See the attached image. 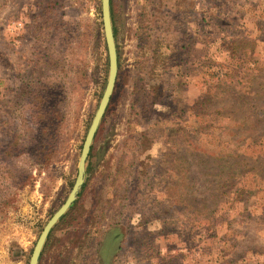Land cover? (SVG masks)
Returning <instances> with one entry per match:
<instances>
[{
  "label": "rangeland",
  "instance_id": "obj_1",
  "mask_svg": "<svg viewBox=\"0 0 264 264\" xmlns=\"http://www.w3.org/2000/svg\"><path fill=\"white\" fill-rule=\"evenodd\" d=\"M118 72L38 264H264V0H110ZM109 56L101 0H0V264L76 181Z\"/></svg>",
  "mask_w": 264,
  "mask_h": 264
},
{
  "label": "water",
  "instance_id": "obj_2",
  "mask_svg": "<svg viewBox=\"0 0 264 264\" xmlns=\"http://www.w3.org/2000/svg\"><path fill=\"white\" fill-rule=\"evenodd\" d=\"M102 4V21L104 28V35L108 50L109 56V73L107 83L99 102L98 108L95 112V115L92 119V122L88 128L86 137L83 142L79 162H78V173L76 181L70 191L65 202L56 210V212L50 217L47 221L43 230L41 231L31 254L29 264H38L41 252L43 250L44 244L48 238V235L54 225L58 222V220L64 215V213L68 210L70 205L74 202L77 197V193L81 188L84 182L85 170H86V161L88 155L91 150V146L93 143L94 136L98 130L102 117L107 109L111 96L113 94L117 72H118V56H117V47L115 41V35L113 30L112 18H111V9H110V0H101Z\"/></svg>",
  "mask_w": 264,
  "mask_h": 264
}]
</instances>
